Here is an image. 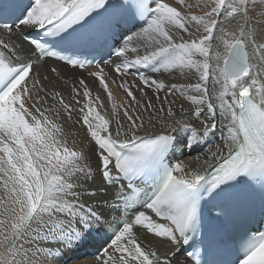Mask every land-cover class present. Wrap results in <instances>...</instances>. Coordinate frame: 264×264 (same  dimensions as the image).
Segmentation results:
<instances>
[{
    "label": "snow or ice",
    "instance_id": "snow-or-ice-1",
    "mask_svg": "<svg viewBox=\"0 0 264 264\" xmlns=\"http://www.w3.org/2000/svg\"><path fill=\"white\" fill-rule=\"evenodd\" d=\"M257 8L264 21V0H211L202 15L166 0H0V264H181L182 249L193 264H264V231L248 234L233 259H205L242 186L259 191L264 208V23L258 32L249 15ZM101 48L103 64L141 82L121 80L131 103L122 117L112 103L113 120L84 79L69 86L55 66L41 74L48 60L85 69L94 62L85 51ZM171 74L196 82L159 78ZM68 123L84 128V147L69 143ZM178 152L195 153L196 166ZM140 230L175 250L161 257ZM88 246L95 252L77 254Z\"/></svg>",
    "mask_w": 264,
    "mask_h": 264
},
{
    "label": "bare ground",
    "instance_id": "bare-ground-1",
    "mask_svg": "<svg viewBox=\"0 0 264 264\" xmlns=\"http://www.w3.org/2000/svg\"><path fill=\"white\" fill-rule=\"evenodd\" d=\"M184 4L192 5L193 6L192 8L196 9V11L199 10V11L206 12L209 10L211 6V0H184ZM198 4L201 6L197 7ZM204 4H208V7H204L203 6ZM260 24L261 23H259V25ZM193 33L196 38H199V36L201 35V33L195 32L194 29H193ZM184 38L190 39V37H188L186 34L184 35ZM128 55H129V59L135 58L134 54L129 53ZM53 66L59 67L62 73L68 74L67 80H68L69 86L74 84L77 78L84 79L87 82L88 87L91 90L93 96L94 97L99 96V101L95 102V107L97 108V111H99L101 115H103L106 119H109V120L114 119L111 106H112V103L117 104L116 102L117 98L122 101V108L118 107V110H117L118 114L121 117L123 116L124 109L127 108L129 104L131 103L130 98L126 96V93L124 92V90L119 87L121 80L126 79L129 82V84H132L134 82L135 85L137 86L141 84L138 77H134L131 74L128 75L127 77H121L115 73L114 68L111 65L101 66L104 68V73H105L104 78H105V82L108 85V89L114 92V94L117 96L116 101H115L113 94H112V100H109L107 93L104 91L103 87L98 83L97 79L92 75V73L99 71L98 67L85 68V69H80V70H71L69 68H65L61 66L58 61L48 60L47 65H43V64L41 65V74L47 75V68L53 67ZM159 78L164 79L166 84H170V83L190 84V83L196 82V78L194 76H181L179 74L162 75ZM145 91L147 92L148 98H153L152 91L147 90V89H145ZM64 94L67 95V89H65ZM134 95H136L137 98L140 99L139 91H134ZM163 95L164 93L161 92V96ZM170 99L176 100L178 105H183V108L185 111H189L192 108L191 102L186 100L185 97L175 96V97H170ZM175 110H176L178 118H180L179 116L180 108L176 107ZM76 118H77V114L74 113L73 120H75ZM189 119L191 120V117H189ZM65 127L67 130L74 133L73 136L69 137L70 144H72L73 140L75 141L76 147H84L87 144L88 138H87V134L85 133L84 128L79 127L78 125H75L73 123H68L65 125ZM197 127H200V125L197 124ZM217 136H219V132H217ZM217 143H219V140H217ZM194 155L195 153H192V154L185 153V155L181 156L180 153L178 152L176 157H174V159L184 160L185 162H191L193 166H196V162L193 159ZM160 222H164V221H160ZM139 235L142 239H145L146 242L151 241V246L158 252L159 255H161V257L165 255H171V253L175 250L174 246L172 245L160 243L154 240L150 234L147 237H145L143 230H140ZM91 251H95L94 246H88L86 248H83L77 254L78 255H82L85 253L88 254ZM178 259L180 260L181 264H192L191 259L188 258L182 250L178 253Z\"/></svg>",
    "mask_w": 264,
    "mask_h": 264
},
{
    "label": "rangeland",
    "instance_id": "rangeland-1",
    "mask_svg": "<svg viewBox=\"0 0 264 264\" xmlns=\"http://www.w3.org/2000/svg\"><path fill=\"white\" fill-rule=\"evenodd\" d=\"M180 1V0H179ZM178 0H166L167 3L171 4L172 6H175L178 8V10H180L183 13H190V14H196V15H202L205 11H196V9L194 8H188L186 5L188 4H181ZM253 4H259L260 0H252ZM250 17L252 18V27L256 28L257 31H259V23H264V21L261 20V12L259 11V9H254L253 12L249 13ZM221 19H223V17H221ZM112 92V91H111ZM115 101L117 96L114 94V92H112ZM117 104L119 106V108H122V101L119 100L117 98Z\"/></svg>",
    "mask_w": 264,
    "mask_h": 264
}]
</instances>
